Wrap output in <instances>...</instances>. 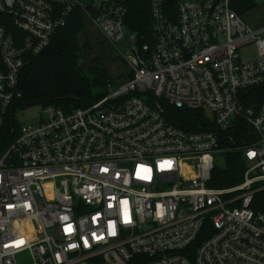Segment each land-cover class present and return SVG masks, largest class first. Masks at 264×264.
<instances>
[{"label": "built area", "instance_id": "2783aa9c", "mask_svg": "<svg viewBox=\"0 0 264 264\" xmlns=\"http://www.w3.org/2000/svg\"><path fill=\"white\" fill-rule=\"evenodd\" d=\"M75 10L110 43L127 40L129 79L7 128L22 69ZM150 12L145 42L120 0H0V264L25 253L27 264H264V213L252 208L264 188V28L230 0H176L175 18L151 0ZM167 105L212 118L187 129ZM229 148L244 152V179L210 186Z\"/></svg>", "mask_w": 264, "mask_h": 264}, {"label": "trees", "instance_id": "16d2710c", "mask_svg": "<svg viewBox=\"0 0 264 264\" xmlns=\"http://www.w3.org/2000/svg\"><path fill=\"white\" fill-rule=\"evenodd\" d=\"M120 1L127 8L125 23L128 29L141 36L139 41L152 42L151 0ZM256 5L255 0H230V6L241 16ZM166 10L175 18L176 0H166ZM84 29L83 12L75 10L67 23L56 31L49 45L41 53L30 58L20 74L19 88L22 96L16 101L13 112L16 106L32 104L54 105L68 110L90 105L106 95L108 84L114 81L109 75L104 59L93 57L86 69L80 63L81 52L86 53L90 48L87 40L83 46L79 42V36ZM166 107L168 116L181 127L196 129L207 124L208 117L204 111L172 105ZM5 122L7 128L18 123L9 118ZM241 132L242 130L234 136L233 142L225 137L224 144L239 143L242 140ZM247 168L244 152L239 148H229L226 151L225 166L213 170L209 185H238L243 181ZM261 185L264 183H257L256 187ZM252 208L264 213V188L255 193Z\"/></svg>", "mask_w": 264, "mask_h": 264}, {"label": "rangeland", "instance_id": "374dc122", "mask_svg": "<svg viewBox=\"0 0 264 264\" xmlns=\"http://www.w3.org/2000/svg\"><path fill=\"white\" fill-rule=\"evenodd\" d=\"M85 3H90L92 0H81ZM257 2V5L248 11L246 15L243 16L244 20L255 28L254 22H263L264 21V0H255ZM84 21L86 22V28L79 36V42L80 45L83 46L86 42V36L91 34L89 29L87 28V22H90L88 17L83 13ZM249 17H251L253 20H250ZM88 18V19H87ZM129 31V29H128ZM127 40H119L116 45L112 43H106L103 41H96L95 47L99 46V51H101V54L106 55V57L111 56L108 61V72L110 74L114 75V82H119L123 79H125L127 71H128V63L125 56L122 55L121 51H126L128 49V43ZM92 43V49L88 50L86 53L81 52V58L80 63L82 67L89 66L90 61L93 55V51L95 48H93L94 41H91ZM255 44L251 43L248 45H245L240 48L239 53L241 55V60H248L251 57H254L255 54ZM130 53L128 52L126 57L129 56ZM85 69V68H84ZM44 108L45 106L43 104H32L28 106H16L14 112H13V118L16 122H18L21 125H34L38 124L44 115ZM206 115L210 118H212V114L210 111H206ZM226 164V153L218 152L215 154V165L216 167H224ZM53 233V232H50ZM31 260L30 254L25 253L21 255L18 258L19 264H27Z\"/></svg>", "mask_w": 264, "mask_h": 264}, {"label": "crops", "instance_id": "0c3cea01", "mask_svg": "<svg viewBox=\"0 0 264 264\" xmlns=\"http://www.w3.org/2000/svg\"><path fill=\"white\" fill-rule=\"evenodd\" d=\"M246 15V14H245ZM88 19V18H87ZM249 19L250 20H253L251 17H249ZM90 22H87V23H89V24H87V28L89 29V31L91 32V34H90V36L89 35H87L86 36V39H87V41L89 42V45H90V48H89V50H91L92 49V43H91V41H94V43H93V48H95V50L93 51V55H94V57H101V58H103L104 59V61H105V63H106V65H108V61H109V59H111V58H109V57H111V56H108V57H106V55H104V54H101V51H99L98 49H99V46L97 45L96 47H95V45H96V41H103V42H108V43H110L107 39H106V36H105V34L91 21V19H88ZM254 24H255V28L256 29H263L264 28V21L263 22H254ZM84 25H85V28H86V22L84 21ZM85 30V29H84ZM99 43V42H98ZM97 43V44H98ZM93 58V57H92ZM88 66H86V67H84L85 69L87 68ZM108 67V66H107ZM109 75L111 76V78L112 79H114L113 77H114V75H112V74H110V72H109ZM129 79V68H128V71H127V74H126V77H125V79H123V80H121V81H119V82H114L115 83V85H119V84H122V83H124V82H126L127 80ZM114 81V80H113Z\"/></svg>", "mask_w": 264, "mask_h": 264}]
</instances>
